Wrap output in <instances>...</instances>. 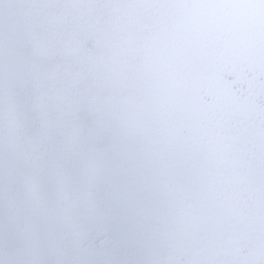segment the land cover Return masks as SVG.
<instances>
[{
    "label": "rangeland",
    "instance_id": "rangeland-1",
    "mask_svg": "<svg viewBox=\"0 0 264 264\" xmlns=\"http://www.w3.org/2000/svg\"><path fill=\"white\" fill-rule=\"evenodd\" d=\"M66 89L91 159L45 182L35 144ZM261 247L264 0H0V264H249Z\"/></svg>",
    "mask_w": 264,
    "mask_h": 264
},
{
    "label": "snow or ice",
    "instance_id": "snow-or-ice-1",
    "mask_svg": "<svg viewBox=\"0 0 264 264\" xmlns=\"http://www.w3.org/2000/svg\"><path fill=\"white\" fill-rule=\"evenodd\" d=\"M57 112L55 120L51 121L48 127L54 133V139L49 144L44 139H38L35 147L40 159V175L38 179L49 181L52 179L63 183L66 180L64 169L65 161L69 164L82 163L87 166L91 159V154L81 155L78 149L80 132L78 129L69 126L71 114L79 104V101L72 95L70 89H66L56 97H50L46 101ZM103 123L100 122L96 128L89 130L88 137L91 138L101 131ZM127 264H152L147 260H132ZM180 264V262H174ZM193 264L198 262L193 261ZM249 264H264V247H261L256 257L249 261Z\"/></svg>",
    "mask_w": 264,
    "mask_h": 264
}]
</instances>
